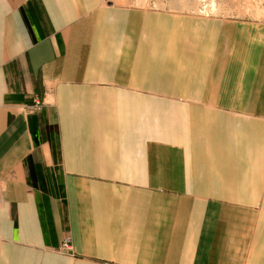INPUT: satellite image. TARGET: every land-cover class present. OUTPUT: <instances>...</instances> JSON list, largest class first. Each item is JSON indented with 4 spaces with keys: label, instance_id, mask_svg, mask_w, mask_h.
<instances>
[{
    "label": "crops",
    "instance_id": "obj_1",
    "mask_svg": "<svg viewBox=\"0 0 264 264\" xmlns=\"http://www.w3.org/2000/svg\"><path fill=\"white\" fill-rule=\"evenodd\" d=\"M145 5L0 0V264H264V27Z\"/></svg>",
    "mask_w": 264,
    "mask_h": 264
},
{
    "label": "rangeland",
    "instance_id": "obj_2",
    "mask_svg": "<svg viewBox=\"0 0 264 264\" xmlns=\"http://www.w3.org/2000/svg\"><path fill=\"white\" fill-rule=\"evenodd\" d=\"M105 5V4H103ZM122 9L137 8V0H111L106 4ZM146 11L150 13H188L198 20L236 19L244 25L264 27V0H146ZM225 29L196 31V44H221Z\"/></svg>",
    "mask_w": 264,
    "mask_h": 264
},
{
    "label": "built area",
    "instance_id": "obj_3",
    "mask_svg": "<svg viewBox=\"0 0 264 264\" xmlns=\"http://www.w3.org/2000/svg\"><path fill=\"white\" fill-rule=\"evenodd\" d=\"M102 4H110L111 0H100ZM41 105L40 101H33V104L29 107L30 111L38 110ZM59 251L65 254H72L71 239L69 236H65L59 245Z\"/></svg>",
    "mask_w": 264,
    "mask_h": 264
}]
</instances>
